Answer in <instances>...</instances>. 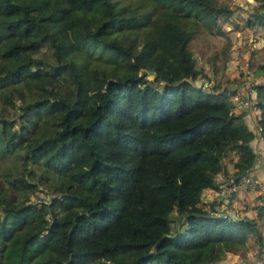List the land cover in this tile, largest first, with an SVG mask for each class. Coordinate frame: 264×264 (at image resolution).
I'll list each match as a JSON object with an SVG mask.
<instances>
[{
	"label": "trees",
	"instance_id": "1",
	"mask_svg": "<svg viewBox=\"0 0 264 264\" xmlns=\"http://www.w3.org/2000/svg\"><path fill=\"white\" fill-rule=\"evenodd\" d=\"M226 10L0 0V264H223L262 244L256 219L201 205L225 157L237 181L255 160L237 90L188 47V27ZM252 15L264 27V5ZM251 89L264 133V81ZM38 184L48 201L30 198Z\"/></svg>",
	"mask_w": 264,
	"mask_h": 264
},
{
	"label": "rangeland",
	"instance_id": "2",
	"mask_svg": "<svg viewBox=\"0 0 264 264\" xmlns=\"http://www.w3.org/2000/svg\"><path fill=\"white\" fill-rule=\"evenodd\" d=\"M128 1L136 3L141 0ZM144 1L147 3L150 0ZM215 1L218 6L227 9L218 17L216 27L209 29L202 23L193 28L188 27V30H191L188 47L196 59V67L204 77L206 75L210 79L211 83L222 87H229L235 79V85L246 78L252 82L264 81V71L258 72L259 65L264 64V27L258 24L252 15L256 8L260 9V6L264 5V0ZM248 20L256 23L249 26ZM204 77L199 80L208 85ZM4 163L7 166L13 164L9 159ZM29 195L32 201L41 202L48 201L53 193L43 184H38L37 189ZM201 205L208 207L204 196H202ZM235 207L232 213H229L247 217H251L253 213L251 208H245L242 205ZM181 226L176 219L171 227L180 228ZM257 226L262 237V244L260 245L253 237H250L243 249L235 253L228 252L221 263L264 264V225L259 222Z\"/></svg>",
	"mask_w": 264,
	"mask_h": 264
},
{
	"label": "crops",
	"instance_id": "3",
	"mask_svg": "<svg viewBox=\"0 0 264 264\" xmlns=\"http://www.w3.org/2000/svg\"><path fill=\"white\" fill-rule=\"evenodd\" d=\"M254 83L257 82H252L246 78L237 85L230 84L229 86L234 91L237 90L240 96L246 95L247 106L243 108H238L237 106V108L238 111L244 112L245 123L254 133L251 147L255 153V160L249 172L245 175H250L264 185V133L257 126L256 119L259 111L253 106L255 92L251 89V85ZM232 160H236L233 154L225 157L222 161V169L216 176V181L219 182V189H205L202 196H204L207 205L216 199L214 207L215 209L219 207L220 209L217 208L218 210H226L232 213L235 206L240 207L242 205L245 208H251L253 212L251 218L256 219L257 224L261 222L264 225V212L262 211L259 214V208L263 204L262 195L258 191L237 186V177H235L237 169L234 167ZM230 195L233 196L229 198ZM229 201H231L230 204Z\"/></svg>",
	"mask_w": 264,
	"mask_h": 264
},
{
	"label": "built area",
	"instance_id": "4",
	"mask_svg": "<svg viewBox=\"0 0 264 264\" xmlns=\"http://www.w3.org/2000/svg\"><path fill=\"white\" fill-rule=\"evenodd\" d=\"M242 97L237 93L233 96V102L238 108H243L247 106V101L243 102ZM237 186L242 188L251 189L260 192L262 195V202L264 203V185L257 179L251 177L250 175H243L238 181Z\"/></svg>",
	"mask_w": 264,
	"mask_h": 264
},
{
	"label": "water",
	"instance_id": "5",
	"mask_svg": "<svg viewBox=\"0 0 264 264\" xmlns=\"http://www.w3.org/2000/svg\"><path fill=\"white\" fill-rule=\"evenodd\" d=\"M150 77L153 78V75H150ZM200 85H201V80L197 82V86H200ZM242 99L246 100V95H242Z\"/></svg>",
	"mask_w": 264,
	"mask_h": 264
},
{
	"label": "clouds",
	"instance_id": "6",
	"mask_svg": "<svg viewBox=\"0 0 264 264\" xmlns=\"http://www.w3.org/2000/svg\"><path fill=\"white\" fill-rule=\"evenodd\" d=\"M242 97V96H241Z\"/></svg>",
	"mask_w": 264,
	"mask_h": 264
}]
</instances>
